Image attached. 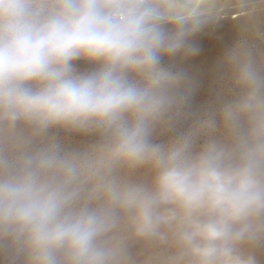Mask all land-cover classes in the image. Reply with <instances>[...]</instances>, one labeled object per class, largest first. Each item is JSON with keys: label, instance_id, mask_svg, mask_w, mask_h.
<instances>
[{"label": "clouds", "instance_id": "1", "mask_svg": "<svg viewBox=\"0 0 264 264\" xmlns=\"http://www.w3.org/2000/svg\"><path fill=\"white\" fill-rule=\"evenodd\" d=\"M219 19L218 0H0V264H136L142 241L261 264L264 51L239 37L202 104L184 64Z\"/></svg>", "mask_w": 264, "mask_h": 264}, {"label": "rangeland", "instance_id": "2", "mask_svg": "<svg viewBox=\"0 0 264 264\" xmlns=\"http://www.w3.org/2000/svg\"><path fill=\"white\" fill-rule=\"evenodd\" d=\"M218 4L221 7L220 13L231 7L242 8L244 11L239 17L220 15L217 24L209 26L194 38L201 51L184 64L200 81V87L194 97L196 104H202L212 98L218 87L213 69L224 51L239 37L250 39L264 51V0H218ZM76 63L80 68L89 67L85 61ZM70 139L73 143L83 144L94 138L75 135ZM138 175H146V172L142 170ZM133 252L136 264H168L172 249L158 242L142 241L134 245ZM258 257L261 264H264V251L259 252Z\"/></svg>", "mask_w": 264, "mask_h": 264}, {"label": "bare ground", "instance_id": "3", "mask_svg": "<svg viewBox=\"0 0 264 264\" xmlns=\"http://www.w3.org/2000/svg\"><path fill=\"white\" fill-rule=\"evenodd\" d=\"M252 7V6H251ZM221 8V7H220ZM223 12L220 13L221 17L222 16H229L232 17L233 15H236V17L241 16V13L244 11V9L242 8H238V7H231V8H225L224 10H222Z\"/></svg>", "mask_w": 264, "mask_h": 264}]
</instances>
